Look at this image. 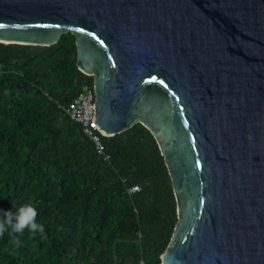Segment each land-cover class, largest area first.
Segmentation results:
<instances>
[{"label": "water", "instance_id": "obj_1", "mask_svg": "<svg viewBox=\"0 0 264 264\" xmlns=\"http://www.w3.org/2000/svg\"><path fill=\"white\" fill-rule=\"evenodd\" d=\"M76 36L94 123L157 141L178 222L161 264H264V0H0V43Z\"/></svg>", "mask_w": 264, "mask_h": 264}, {"label": "trees", "instance_id": "obj_2", "mask_svg": "<svg viewBox=\"0 0 264 264\" xmlns=\"http://www.w3.org/2000/svg\"><path fill=\"white\" fill-rule=\"evenodd\" d=\"M93 84L72 32L49 46L0 43V217L31 204L44 225L19 248L0 238V264H161L178 218L156 139L141 123L102 136L104 160L59 108Z\"/></svg>", "mask_w": 264, "mask_h": 264}, {"label": "built area", "instance_id": "obj_3", "mask_svg": "<svg viewBox=\"0 0 264 264\" xmlns=\"http://www.w3.org/2000/svg\"><path fill=\"white\" fill-rule=\"evenodd\" d=\"M59 108L74 122L82 127V131L88 137L93 145L94 150L104 160H109V156L105 154L101 137L105 136L94 123V93L92 87H84L83 90L66 105H59ZM141 190L139 185H132L128 188V195H133ZM140 264H144L141 260Z\"/></svg>", "mask_w": 264, "mask_h": 264}, {"label": "clouds", "instance_id": "obj_4", "mask_svg": "<svg viewBox=\"0 0 264 264\" xmlns=\"http://www.w3.org/2000/svg\"><path fill=\"white\" fill-rule=\"evenodd\" d=\"M37 215L35 207L31 204L19 206L15 213L12 210L3 212V217H0V238L8 233L9 243L15 248L21 247L20 237L26 229L33 234L44 231V225L36 221Z\"/></svg>", "mask_w": 264, "mask_h": 264}]
</instances>
